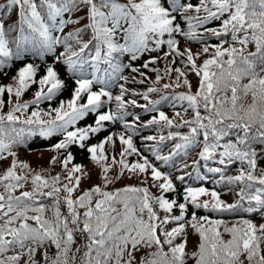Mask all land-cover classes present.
<instances>
[{"label": "snow or ice", "instance_id": "1", "mask_svg": "<svg viewBox=\"0 0 264 264\" xmlns=\"http://www.w3.org/2000/svg\"><path fill=\"white\" fill-rule=\"evenodd\" d=\"M213 21H219V26L208 27ZM177 36L200 44V49L195 53L190 47L181 50ZM211 39L219 42L208 43ZM162 46L167 49L162 56L133 66L144 53L160 52ZM250 46L254 50L249 51ZM29 53L51 55L53 61L39 79V66L25 63L12 83L0 85V97L7 93L11 105L7 113L0 114V162L11 157L9 166L0 173V264H20L24 257V264H187L188 259L194 264H244L241 257L247 264H264V223L257 226L240 216L228 226L223 219L200 216L196 211L243 212L264 218V171L256 175L258 153L252 147L264 145V0H198L196 4L191 0H2L0 66L24 59ZM201 55L207 58L197 64ZM125 56L129 63L123 62ZM160 59L169 61L165 75L176 73L173 83L163 88H188V92L170 98L174 109L179 105L183 113L191 111L188 119L176 111L169 118L157 108L169 97L149 100L148 94L160 89L148 87L139 93L125 86L137 82L135 76L123 75L126 68L139 74L142 79L138 82L144 83L148 77L141 67L149 69ZM177 59L183 67L172 66ZM56 64L64 65L71 74V98L48 111L33 110L21 120L16 113L23 115L30 103L38 106L41 101L51 102L67 88ZM150 70L157 73L155 83H159L163 79L159 69ZM189 73L198 78L195 92ZM32 85H37L34 98L20 103ZM96 85L100 87L94 91ZM116 86L119 94L113 95L111 89ZM128 95L141 96L148 104L126 99ZM113 101L114 110L99 111ZM128 106L156 115L141 125L139 115L129 113ZM3 107L0 99V109ZM89 114L95 115L94 122L77 127ZM129 115L133 117L131 123L126 120ZM45 116L48 119H43ZM106 122L121 123L123 131L88 144L91 137L106 130ZM150 126H157L158 135L141 137L144 151L150 153L146 156L133 138L139 134L138 128ZM185 127L187 132L179 131ZM36 135L44 139L62 136L46 150L67 152L49 159L52 166L61 164L66 175L56 173L46 178L19 159L14 149ZM117 140L120 158L109 159L105 145L115 146ZM168 143L172 146L164 155L161 146ZM72 146L86 150L88 159L98 166L101 180L75 197L73 193L90 174L83 165L73 163L75 157L68 151ZM194 148L199 151L191 164L177 165L176 158L186 159ZM132 155L138 159L130 163L128 157ZM201 161L207 171L197 172L200 181L214 174L218 176L213 181L216 185H241L233 203L221 199L215 188L185 183L192 175L187 169L197 170ZM209 161L219 166L209 167ZM236 161L241 163L238 174L226 176L225 169ZM165 166L184 173L175 177L183 185L181 191L177 192L172 174L161 170ZM113 168L118 171L110 176ZM125 172L130 178H138L140 185L105 190ZM149 179L151 185L144 186ZM26 184L31 185L29 190H25ZM150 187L160 194H151ZM167 193H177L179 201L167 198ZM45 200H51V205ZM62 205L66 213L61 211ZM189 206L194 210L187 219ZM157 207L165 213L163 218ZM175 208L178 215L173 214ZM48 211L51 217L46 216ZM169 224L174 226L168 228ZM189 227L198 236L191 253L186 239ZM77 233L85 242L73 251Z\"/></svg>", "mask_w": 264, "mask_h": 264}, {"label": "trees", "instance_id": "2", "mask_svg": "<svg viewBox=\"0 0 264 264\" xmlns=\"http://www.w3.org/2000/svg\"><path fill=\"white\" fill-rule=\"evenodd\" d=\"M191 2L193 4H196V3H198V0H191ZM12 15H13V19H15V16H16L15 12H13ZM219 23H220L219 21H213V22L209 23L207 26L210 27V28L211 27H218ZM182 27H186V26L183 25V23H182ZM198 31H202V29H198ZM176 38L179 41V46H180L181 50H183L185 47H190L192 49V51L195 53L201 47L200 44L195 43V42H185L183 37L177 36ZM218 42L219 41H217L216 39H211V40L208 41V43H211V44H216ZM48 56H46L45 58L41 59L40 57L36 58L33 55H28L25 58V60L21 59V60H18V61H11L10 64H9V71H8V73L11 74V75L10 76L9 75H5L4 79L7 78L8 76H9V79L12 78V75H15L16 71L20 67H22L25 63H33V64H36V65L39 66V71H38V74H37V77H36V79H39V77L44 74L45 67L48 64H51L52 61H53V57H52V60H51V58H49ZM205 58H207V56L201 55L200 59L197 60V64L202 63L203 59H205ZM56 66H59V64H56L55 67ZM172 66L173 67H183V65L181 64V61L179 59H177L176 63L174 65H172ZM185 71H187V69H185ZM172 74H174V75H171V77H170V79L168 81L170 83H173V81L176 78V73L172 72ZM9 79L4 80V82L8 83ZM188 79L192 83V91L195 92L198 78L195 76L194 73H189L188 74ZM179 88L184 90L183 92H185V93L188 92V88L185 87V86H181ZM36 90H37V85H32L28 90L25 91L24 94H25L26 97L30 96V101H31L34 98V93H35ZM65 93L67 95L69 94L67 89H65ZM3 100H4L5 103L8 102L7 93L4 94ZM61 100H65L66 101L67 99L59 97V93H58V95H56V97H54V99L51 102L46 101V103L47 104L50 103L54 107H56V106H58V104H59V102ZM12 101H16L15 97L12 98ZM30 101H27V102H30ZM247 102H250V98H249V101H247ZM34 106H35V104H31L30 103L29 108L25 112L26 113L32 112L33 110L44 111L45 108H47L46 105L45 106H39L38 105L37 108H34ZM184 106L186 107L187 105L185 104ZM174 111L181 112L184 115L185 119L190 118L191 115H192L190 110L187 113H183V108H181L178 105L175 109L172 108L171 112L168 113L169 118L173 117ZM94 119H95V115L94 114H89L84 120H86L88 122H92V120H94ZM84 120L82 122H80V123L78 122L77 123V127H83L86 124L85 123L86 121H84ZM176 122L179 123V120H177ZM165 131L167 132V129H165ZM165 131H164L163 134L166 135L167 133ZM185 132H187V128L186 127L182 129V133H185ZM100 134L101 135H107V133L105 131H102L101 133L91 137L89 142L90 143L96 142V139H97V137ZM147 135H158V130L157 131H153V128H151V126L148 127V128H143L142 130H140L138 135L134 136L133 140H134L135 146L141 152H143L144 155L150 156V153L144 151L143 143L141 141V137L142 136H147ZM59 140H60V135H55V136L47 138V139H44V138H41V137L38 136L36 142L32 143L31 147L34 146V148H32L31 153H30V156L32 157V159L28 163L30 164L31 169L34 172H42L43 175L46 178L49 175H55L56 173H60L62 176L66 175V173H65L64 169L62 168L61 164L57 163L55 166H52V165L49 164V159H50V157L52 155H61V156L67 155V152H63V153L58 154V153H54V152L49 151L50 155L48 156L46 162H44V163L39 162L38 163V158H40V155L38 154V151H40V152L47 151L46 149L50 148L51 145L57 143ZM148 143L151 144L153 142H148ZM36 147L38 149L35 150ZM252 147L255 148L257 153H258V167H257V170H256V175L259 176L261 174V172L264 171V145L256 143V144H253ZM14 150L17 151L18 155L21 153V148L20 147H18L17 149H14ZM68 151H71L73 153L74 157H75L73 163H79V164L83 165L85 171H87L90 174V179L89 178H84L82 180L80 189L77 192H74L73 196L74 197L78 196L81 191H83L85 189H88V188L92 187L93 185L101 184V180L99 179V168H98V166L94 165L90 161V159H88V154L86 153V150H81V149H79L78 146H72V147H70L68 149ZM168 151H169L168 149H163L162 154L166 155V154H168ZM198 151H199L198 148H194V149L190 150L189 155H188V157L186 159H183V158L178 159V158H176L177 165H180V164H183V163L191 164L192 160L196 158V154H197ZM128 160L131 163L132 156H130L128 158ZM10 161H11V158L8 157L6 160L0 162V173H2L4 171V168H2V167L3 166L7 167L10 164ZM204 164H205V162H203V161L200 162L199 170H193L191 167L187 169L188 172L192 173L191 177L186 178L187 184L192 185V186H201V185H203V186L209 188L210 190L215 188L220 193L221 199H223L227 203H233L235 201V199L238 198V197H236L235 193L239 191L241 185L240 184H234V185H230V186L229 185H225V184L216 185L213 181L215 179H218V176L214 175V174H208L209 179L207 181H200L199 179H197V172H199V174L206 173L207 170L205 168H203ZM207 164H208L209 167H217V166H219L214 161H209V162H207ZM68 167L71 168L72 164H69ZM240 167H241V163L239 161H236L235 163L229 165L225 169V175L228 176V175H236V174H238L237 170ZM161 170L164 171V172L172 174V179H173V182H174V184H175V186L177 188V192L181 191L183 186H182L180 181H177L175 179V177H176V175H183L184 173L183 172H177V171H175V169H173L170 166L161 167ZM117 171H118L117 168H113L110 171L109 175L110 176L115 175ZM130 175L131 174L125 172L120 180L116 181L112 185H109V187L107 189H105V190L112 191V190H115V189H118V188H122V187L127 186V185H140V180L138 178H136V177H131L130 178ZM63 182L66 183L67 181H63ZM151 183H152V181L149 179L148 183L146 185H144V186H150ZM30 187H31L30 184H26L25 185V190H29ZM149 190H150V193L153 194V195H159L160 194L159 191L156 188H151L150 187ZM17 194H19V193L17 192ZM165 195L169 199L177 198L178 201H179V197H178L177 193H167ZM43 202L45 204H47V205H51V203H52L51 200H45ZM193 210L194 209H192L189 206L188 212L186 214V218L187 219L191 218V212ZM61 211L66 213V209L63 207V205L61 206ZM196 211H197V215H200V216L207 215V216H209L212 219H223V220H225L227 222L228 226H231V224L233 222H235L240 216H244L245 218L251 219L253 221V223H255L257 226H259L260 223H264V218H261V216H259L257 214H246V213H243V212L238 213V214H220V213L208 212V211H205L203 209L196 210ZM157 212H158V215L161 218H163V216L165 215V213H163L161 210H159L158 207H157ZM173 214H177L178 215L179 214V209L175 208ZM46 216L51 217V211H48L46 213ZM173 226H174L173 224H169L167 227L171 228ZM221 231H223V226L221 227ZM186 232H187V237H186V239H187V251L189 253H191V252L195 251V249H196V246H197V243H198V236L193 232V230L190 227L186 228ZM224 238L228 239L229 237L227 235H225ZM84 242H85V238L83 236H81L79 233H77L76 236H75V245L73 247V251L75 250V248L81 247L84 244ZM176 242L179 243L180 240L178 239ZM262 249H264V244H262ZM54 251H55V249L53 248L49 254L51 255L52 253H54ZM165 251H167V248H165ZM8 254L10 255V254H12V252H9ZM261 254L264 255V251H262ZM77 255L79 256V254H77ZM140 255H142V253L141 254H137V259L140 258ZM26 258L27 257L22 258L21 261H20V264H24V261H25ZM36 259L40 260L41 259L40 255H37ZM241 259L244 260V264H247V260L244 259V257H241ZM187 264H194V260L188 259Z\"/></svg>", "mask_w": 264, "mask_h": 264}, {"label": "rangeland", "instance_id": "3", "mask_svg": "<svg viewBox=\"0 0 264 264\" xmlns=\"http://www.w3.org/2000/svg\"><path fill=\"white\" fill-rule=\"evenodd\" d=\"M32 158V157H31ZM38 162H45L44 160H42V158H38Z\"/></svg>", "mask_w": 264, "mask_h": 264}]
</instances>
